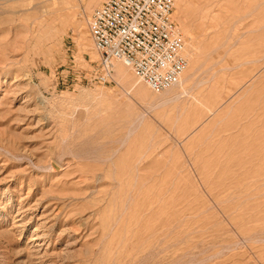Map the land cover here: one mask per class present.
Returning a JSON list of instances; mask_svg holds the SVG:
<instances>
[{
  "label": "rangeland",
  "instance_id": "rangeland-1",
  "mask_svg": "<svg viewBox=\"0 0 264 264\" xmlns=\"http://www.w3.org/2000/svg\"><path fill=\"white\" fill-rule=\"evenodd\" d=\"M105 0H0V264H264V0H172L187 67L103 76Z\"/></svg>",
  "mask_w": 264,
  "mask_h": 264
},
{
  "label": "built area",
  "instance_id": "built-area-1",
  "mask_svg": "<svg viewBox=\"0 0 264 264\" xmlns=\"http://www.w3.org/2000/svg\"><path fill=\"white\" fill-rule=\"evenodd\" d=\"M172 0H105L87 21L104 77L120 62L149 91L176 85L187 67Z\"/></svg>",
  "mask_w": 264,
  "mask_h": 264
},
{
  "label": "bare ground",
  "instance_id": "bare-ground-1",
  "mask_svg": "<svg viewBox=\"0 0 264 264\" xmlns=\"http://www.w3.org/2000/svg\"><path fill=\"white\" fill-rule=\"evenodd\" d=\"M185 46V45H184ZM186 58V57H185ZM187 61V60H186ZM183 76V75H182ZM182 78V77H181ZM180 83V80L178 81V83L176 84V85H174V86H172L171 88H169V89H167V90H170V89H173L175 86H177L178 84ZM166 90V91H167Z\"/></svg>",
  "mask_w": 264,
  "mask_h": 264
}]
</instances>
